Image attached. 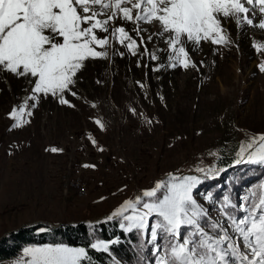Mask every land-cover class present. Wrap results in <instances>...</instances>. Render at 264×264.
I'll return each instance as SVG.
<instances>
[{
    "label": "rangeland",
    "instance_id": "obj_1",
    "mask_svg": "<svg viewBox=\"0 0 264 264\" xmlns=\"http://www.w3.org/2000/svg\"><path fill=\"white\" fill-rule=\"evenodd\" d=\"M245 6L255 25L264 20L259 5ZM243 15L239 24L221 17L227 44L187 43L195 64L187 69L170 66L168 45L152 35L154 25L142 24L145 31L138 36L135 24L117 19L110 32L125 27L139 45L136 55L110 33L98 32L110 36L105 49L97 48L107 51V58L85 61L64 94L67 104L51 95L38 104L28 100L33 86L28 79L0 71V238L25 225L109 219L125 201L147 200L143 192L171 176H198L202 183L194 198L217 216L223 202L206 194L207 181L220 187L230 172L220 171L218 160L228 153L237 159L241 145L264 135V29L247 24ZM13 109L19 120L11 118ZM143 235L138 261L146 252L150 260L163 255ZM49 246L62 245L25 247L0 264H30L25 249Z\"/></svg>",
    "mask_w": 264,
    "mask_h": 264
},
{
    "label": "snow or ice",
    "instance_id": "obj_2",
    "mask_svg": "<svg viewBox=\"0 0 264 264\" xmlns=\"http://www.w3.org/2000/svg\"><path fill=\"white\" fill-rule=\"evenodd\" d=\"M245 5H259L264 14V0H0V71L28 79L33 85L28 100L38 104L42 97L51 95L67 104L64 94L71 92L85 61L107 58V51L97 48L105 49L110 36L136 55L139 45L125 27L116 26L110 32L109 25L117 19L135 24L138 36L145 31L142 24L154 25L152 35L168 45L170 66L187 69L195 67L190 63L187 43H228L222 34L221 17L235 18L239 24L244 14L247 24L264 29V20L255 25ZM98 32L110 36L100 37ZM126 40L130 42L125 44ZM140 44L148 53L142 36ZM151 59L158 57L151 54ZM27 107L26 100L19 113ZM10 115L19 120L16 109ZM20 126L19 122L14 125ZM235 163L264 166V135L241 145ZM197 171L208 175L204 169ZM201 183L196 175L171 176L144 191L147 200L138 196L125 201L109 219L122 217L120 227L125 231L148 236L155 253H164L156 264H264V184L242 198L239 205L224 197L218 215L213 217L194 198ZM128 210L131 215L125 214ZM160 240H167V244L161 247ZM92 247L108 251L105 243ZM24 254L31 257L30 264H81L87 256L83 248L63 246L27 248Z\"/></svg>",
    "mask_w": 264,
    "mask_h": 264
},
{
    "label": "trees",
    "instance_id": "obj_3",
    "mask_svg": "<svg viewBox=\"0 0 264 264\" xmlns=\"http://www.w3.org/2000/svg\"><path fill=\"white\" fill-rule=\"evenodd\" d=\"M223 155L217 162L219 170L229 169L230 172L227 178H223L225 181L220 187L210 185L212 182L207 181L208 196L217 202H224V197H228L236 203L239 195L241 199L251 196L261 184H264V166L256 167L247 163L236 165L235 154ZM246 166L248 167L245 168ZM247 188L253 189V192L245 191ZM119 219L120 217L104 219L92 224L61 223L56 227L43 223L22 226L0 238V261L16 258L25 247L62 245L85 249L87 256L81 259V264H151V261L156 264L158 258L150 260L151 256H147V252L144 259L138 261L141 257L143 234L136 230L125 231L120 227ZM95 241L106 242L108 251L93 248L92 244ZM166 244L167 240H160L161 247Z\"/></svg>",
    "mask_w": 264,
    "mask_h": 264
},
{
    "label": "built area",
    "instance_id": "obj_4",
    "mask_svg": "<svg viewBox=\"0 0 264 264\" xmlns=\"http://www.w3.org/2000/svg\"><path fill=\"white\" fill-rule=\"evenodd\" d=\"M30 260H31V259H30L29 257H27L26 262H30Z\"/></svg>",
    "mask_w": 264,
    "mask_h": 264
},
{
    "label": "water",
    "instance_id": "obj_5",
    "mask_svg": "<svg viewBox=\"0 0 264 264\" xmlns=\"http://www.w3.org/2000/svg\"><path fill=\"white\" fill-rule=\"evenodd\" d=\"M38 224H41V223H38ZM31 225H33V224H31ZM28 226H30V225H28Z\"/></svg>",
    "mask_w": 264,
    "mask_h": 264
},
{
    "label": "crops",
    "instance_id": "obj_6",
    "mask_svg": "<svg viewBox=\"0 0 264 264\" xmlns=\"http://www.w3.org/2000/svg\"><path fill=\"white\" fill-rule=\"evenodd\" d=\"M21 254V253H20Z\"/></svg>",
    "mask_w": 264,
    "mask_h": 264
}]
</instances>
